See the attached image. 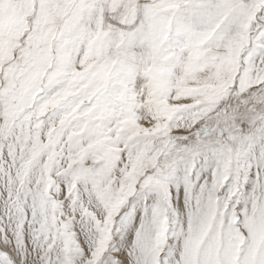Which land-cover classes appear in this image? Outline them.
<instances>
[{
	"label": "snow or ice",
	"instance_id": "6c2138e0",
	"mask_svg": "<svg viewBox=\"0 0 264 264\" xmlns=\"http://www.w3.org/2000/svg\"><path fill=\"white\" fill-rule=\"evenodd\" d=\"M0 264H264V0H0Z\"/></svg>",
	"mask_w": 264,
	"mask_h": 264
}]
</instances>
